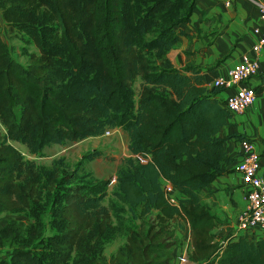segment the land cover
<instances>
[{"label": "trees", "instance_id": "1", "mask_svg": "<svg viewBox=\"0 0 264 264\" xmlns=\"http://www.w3.org/2000/svg\"><path fill=\"white\" fill-rule=\"evenodd\" d=\"M194 8V0H0L3 20L38 49L24 66L0 37V124L6 130L0 132V213L29 210L41 195L35 163L6 138L38 153L116 127L128 134L134 157L122 161L112 194L132 216L141 207L138 228L127 230L107 258L112 214L106 193L97 184L74 185L54 210L60 231L45 251L24 242L36 239L39 227L26 235L14 219L0 227V250L10 249L0 264H170L176 214L190 225L193 262L264 264V235L218 243L212 234L217 219L198 199L231 162L225 139L250 138L220 136L231 116L216 97L221 89H206L199 69L182 71L166 58L188 35L177 26ZM162 181L181 193L177 203Z\"/></svg>", "mask_w": 264, "mask_h": 264}, {"label": "crops", "instance_id": "2", "mask_svg": "<svg viewBox=\"0 0 264 264\" xmlns=\"http://www.w3.org/2000/svg\"><path fill=\"white\" fill-rule=\"evenodd\" d=\"M260 1L264 3V0ZM194 6L189 19L177 26V30H183L188 35L181 36V41L167 51L166 58L173 67L182 71L188 66L199 69L200 72L197 74L203 75L204 86L208 90H213V81L217 76L225 75L227 70L239 62L244 55H252V45L258 38L253 29L257 26L263 28L264 24L259 18L257 6L250 0H194ZM184 73L196 75L191 71H184ZM248 85L256 91L254 103L242 113H231L228 124L219 135L222 137L243 135L250 138L259 154L260 163L264 166V51L259 56L258 75L250 79ZM230 92L232 89H221L217 92L216 97L221 104L224 105ZM112 131H120V137L125 140L122 154L114 161L118 162L119 166L124 157L134 155L128 150V134L119 127L112 128ZM105 135L104 133L71 142L75 147L71 155L81 159L83 151L89 149L91 152L99 151L100 138ZM240 150V140L233 136L225 139L224 151L230 157L231 162L224 166L221 175L198 193L200 203L208 208L217 219V225L213 228L212 234L214 240L220 244L228 239H237L234 236L236 216L246 203L241 175L236 170ZM105 167L104 170H107L108 165ZM104 170L100 168V176ZM95 171L99 170L95 169ZM162 182L163 186L171 187L169 182ZM168 196L174 203L183 197L178 190L172 187ZM124 207L126 209L125 205ZM171 225L174 228L177 244L172 250L170 264L193 262L191 260L192 233L188 221L185 217L176 214L171 218ZM124 242L125 237L121 240H113L110 244L115 243L114 247L108 253L106 252L108 247L106 249L104 247L103 254L109 258Z\"/></svg>", "mask_w": 264, "mask_h": 264}, {"label": "rangeland", "instance_id": "3", "mask_svg": "<svg viewBox=\"0 0 264 264\" xmlns=\"http://www.w3.org/2000/svg\"><path fill=\"white\" fill-rule=\"evenodd\" d=\"M0 37L8 45L12 57L24 66L28 65L32 54H38V49L31 38L23 31L6 23L1 16V12ZM139 85L140 80L137 79L133 84L135 101L137 100ZM14 111L19 115L20 109L18 106L14 108ZM109 130L110 135L100 138L99 155L90 160L73 157L71 154L75 147L72 146L71 142L47 145L38 153H30L22 144L6 138L5 140L8 143L18 149L25 161L35 163L39 171L41 195L29 210L1 212L0 226L3 227L9 220L14 219L24 225L25 235L33 228L39 227L41 229L39 236L32 242H29L26 237L24 242L34 252L45 251V245L49 237L60 231V223L55 219L54 210L64 203V196L70 187L81 184H97L106 193L103 202L110 208L112 214V225L105 239L104 247L105 249L108 247L106 252L108 253L114 247L115 243L110 244L113 240H121L126 235L127 230L138 228L140 220L136 216L139 215L141 207L137 206L134 209L136 216H132L125 209L124 204L118 202L112 194L116 188L117 170L122 164L118 166V162L114 161H116L117 156L122 154L125 148V140L120 137V131H112V128H109ZM0 132L5 136L6 130L1 124ZM89 152H91V149L82 153L85 155ZM126 158L128 157H124L122 161ZM106 165H108V169L104 170ZM100 168L104 170L102 176H100ZM95 169L99 171L97 172ZM262 235H264L263 232L258 234L259 237ZM9 252L10 249H1L0 258H7Z\"/></svg>", "mask_w": 264, "mask_h": 264}, {"label": "built area", "instance_id": "4", "mask_svg": "<svg viewBox=\"0 0 264 264\" xmlns=\"http://www.w3.org/2000/svg\"><path fill=\"white\" fill-rule=\"evenodd\" d=\"M250 1L257 6L259 18L264 24V3L260 0ZM253 32L258 38L252 45V55H244L239 62L227 70L225 75L217 76L213 81L215 88L232 89L224 103L230 113L244 112L256 99V91L248 85V81L258 75L259 56L264 51V27H254ZM109 133L110 130L107 129L105 134ZM240 145V159L236 170L241 175L246 203L236 216L234 236L237 239H256L259 233H264V166L261 165L259 154L251 140L243 138L240 140ZM163 188L167 193L171 189L169 185H164Z\"/></svg>", "mask_w": 264, "mask_h": 264}]
</instances>
